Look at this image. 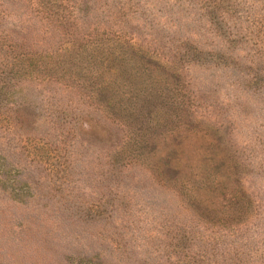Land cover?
Segmentation results:
<instances>
[{
  "label": "rangeland",
  "instance_id": "374dc122",
  "mask_svg": "<svg viewBox=\"0 0 264 264\" xmlns=\"http://www.w3.org/2000/svg\"><path fill=\"white\" fill-rule=\"evenodd\" d=\"M0 264H264V0H0Z\"/></svg>",
  "mask_w": 264,
  "mask_h": 264
}]
</instances>
